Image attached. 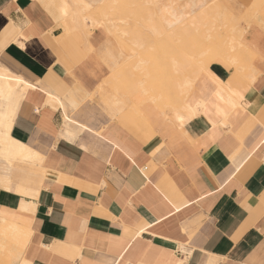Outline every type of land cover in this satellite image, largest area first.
<instances>
[{
    "label": "crops",
    "instance_id": "0c3cea01",
    "mask_svg": "<svg viewBox=\"0 0 264 264\" xmlns=\"http://www.w3.org/2000/svg\"><path fill=\"white\" fill-rule=\"evenodd\" d=\"M103 1L0 0V62L30 85L9 132L30 153L0 163V213L31 230L28 264H264V0H226L259 56L251 83L209 67L240 108L182 127L102 104L110 74L149 53L119 62L122 34ZM195 2L159 0L146 26L167 35L177 22L159 11Z\"/></svg>",
    "mask_w": 264,
    "mask_h": 264
},
{
    "label": "bare ground",
    "instance_id": "6f19581e",
    "mask_svg": "<svg viewBox=\"0 0 264 264\" xmlns=\"http://www.w3.org/2000/svg\"><path fill=\"white\" fill-rule=\"evenodd\" d=\"M215 2L216 0H208L206 2L196 0L192 4V8L186 7L183 13H177V10L175 13L171 10L159 11V16L167 18L166 22L169 25L177 22L174 25L176 27L175 30L173 29L174 27L171 28L178 34L176 41L169 40V42L162 44L161 48V50L173 53L172 60L170 64L168 63L169 65L165 64V66H168L164 68L160 64V59L156 57L147 58L145 66L139 68L138 71L140 73L146 72L148 75L150 67L155 68L158 65L159 68H164L161 82H149V79L145 78V82L141 86H137L135 82L130 80L129 83L126 82L128 84H125L123 80H126L131 74L130 66L127 68L128 63L113 73V80H116L130 96L135 97L136 105L142 110L148 111L149 108H153L156 114L161 112L162 109L166 110L163 113L164 116H162L164 118H158L159 122H165L170 119L171 123L182 127L193 118L204 116L212 126H215L213 119L224 114L225 109L235 110L240 108V100L229 91L226 85L221 84L212 76L209 67L212 64L219 63L233 68L234 72L246 79L244 67L255 66L259 56L255 54L251 45L245 44L246 41L242 40L239 34L228 33L227 25V27H224L226 29H223L226 33V38H229V41L235 44L234 47L228 51L214 48V42L217 43L220 38L219 33L215 32L214 26H209V20L218 14V6ZM257 4H261V2L258 1ZM258 7L257 5V8L254 7L251 11L259 10L260 7ZM54 8L59 12L60 17L67 16L65 14V12L68 13L66 5L64 8L61 5L60 8L59 4H56ZM224 15H228L227 12ZM219 17L224 18L223 13ZM80 18L84 24L88 22L91 28L103 27L101 22L96 21L91 16ZM205 23L209 24L206 32L203 30V24ZM66 26L67 31L71 32V25L68 24ZM206 36L210 38L204 44L203 41L207 38ZM152 48V50L157 49L156 47ZM196 53L201 54V58H194L193 55ZM237 66H241V71L237 70ZM244 79L243 81H245ZM246 80L248 83V79ZM207 85H210L211 88H208ZM28 88L30 87L20 76L11 72L0 62V163L7 168H9L8 159H10V154L17 155L20 159H27V154L30 153L27 148L9 135L18 107ZM153 93L159 96L158 99H154L155 105H152L153 103L146 104L147 98ZM168 110L172 113L168 112ZM178 116L183 118V123L178 119ZM6 187L9 188V186ZM31 236L32 232L29 227L19 222L8 220L0 213V264H28L26 250L30 244Z\"/></svg>",
    "mask_w": 264,
    "mask_h": 264
},
{
    "label": "rangeland",
    "instance_id": "374dc122",
    "mask_svg": "<svg viewBox=\"0 0 264 264\" xmlns=\"http://www.w3.org/2000/svg\"><path fill=\"white\" fill-rule=\"evenodd\" d=\"M184 1L185 0H176V5L177 4L181 5ZM158 2L159 0H104L103 2L100 3L101 6L107 8L106 15L111 20L112 25H114V27L122 34L120 38L122 40L123 48L125 50H123V52L121 50V55H123L122 57L118 56V60L120 63H123V61H125L130 56H132L130 60L135 59L136 55H139L142 51L146 50L147 48L153 49L152 47H156L158 49L156 52L147 49L149 53L141 54L139 56V60H137L139 61V64L141 62L144 63L145 66L147 58H152V57H156L157 59H160L161 60L160 64H162L164 68H166L170 64L173 53H169L166 50H161L162 44H164L167 41L169 42V40L176 41L177 39L176 37H178V34L172 31L167 35L166 33H162V32L159 33L158 35H155L154 33H151L150 28L146 26L147 21H150L152 23L156 20L155 16L153 15L150 16V15L153 14L154 5L157 4ZM259 2L262 3L263 0H259ZM215 3L218 6V10H217L218 14L215 15L211 20H209L210 25L206 23L203 24V28H204L203 30H205L206 32V30L208 29V25L210 27L214 26L213 28L215 29V32L217 34L219 33L220 36L218 42L217 43L214 42V48H217L218 50L221 51H228L230 48H233L235 44L231 43L229 41V38H226V33L224 31V29L226 28L224 27L227 25L228 27L227 26L226 27L229 29L228 33L230 32L233 35L234 34L238 35L237 31H240L239 34H243L246 28L248 27V24L246 23L244 24V27H240L241 25L240 21L243 20V19L241 20V18L243 17H239L237 13H234L232 8L228 6L229 4L228 5L226 4L227 3L226 0L223 1L216 0ZM226 12L228 15H224V13ZM221 13H223L224 18L219 17ZM227 16L228 18H226ZM139 28H141L142 30H139ZM138 30L143 33V35L145 36L144 39L141 40L140 37L135 35L136 31ZM140 36H142V34H140ZM153 38H156V41H154ZM209 38L210 37L205 38V41H203L204 44L208 42ZM110 39L113 46L112 49L115 50L114 52L116 54L118 49L120 48V45L116 43V40L112 36H110ZM119 53L120 52H118L117 54ZM201 56H202L201 54H197V53L193 55V57L196 59L201 58ZM165 64L168 65L165 66ZM146 66L148 65L146 64ZM150 68L151 69L149 70L148 75L146 72L140 73V71H138L139 68L137 70H134L132 68V70H130L131 74L128 77V79L133 80L131 82H134V79L138 78L136 80L138 81L140 80V81L135 82L137 86L138 85L141 86L145 82V78L149 79V82H155V83L161 82L163 78L162 70L164 68L161 69L158 67V65L155 68L153 67ZM237 68L240 69L241 66L240 67L237 66ZM244 68H245L244 71H247L251 67L245 66ZM112 76L113 73L110 74L107 80L110 83V88L112 90L111 92H109V94L106 95V101H104V103L102 104L110 108L112 112L118 113V115L115 114V117L121 115L123 112L127 110H130V107L134 105L135 107L138 108L137 111L140 114H144V116L153 118L155 120L158 119L156 113L153 111V108H149L148 111H145L142 110L138 105H136L135 97L130 96L129 93L125 89H123V87L116 80L112 79ZM128 83L125 82V84ZM131 98L134 102L131 100ZM158 98L159 96H156V94L153 93L147 98V101L145 103L146 104L153 103L152 105H155L156 103L155 100ZM94 101L95 99L91 100V102ZM165 111H166L165 109H162L161 111L162 114ZM168 112L172 113L169 110Z\"/></svg>",
    "mask_w": 264,
    "mask_h": 264
},
{
    "label": "snow or ice",
    "instance_id": "6c2138e0",
    "mask_svg": "<svg viewBox=\"0 0 264 264\" xmlns=\"http://www.w3.org/2000/svg\"><path fill=\"white\" fill-rule=\"evenodd\" d=\"M65 14H67V13L65 12ZM29 87H30V85H29ZM178 119H180L181 123H183V118L182 117L178 116Z\"/></svg>",
    "mask_w": 264,
    "mask_h": 264
}]
</instances>
